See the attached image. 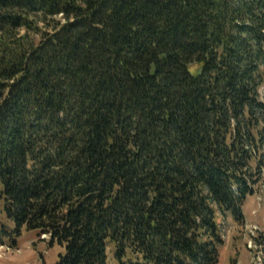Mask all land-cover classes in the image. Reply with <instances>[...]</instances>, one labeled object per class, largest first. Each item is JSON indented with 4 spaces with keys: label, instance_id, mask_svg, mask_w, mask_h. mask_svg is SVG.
Segmentation results:
<instances>
[{
    "label": "trees",
    "instance_id": "trees-1",
    "mask_svg": "<svg viewBox=\"0 0 264 264\" xmlns=\"http://www.w3.org/2000/svg\"><path fill=\"white\" fill-rule=\"evenodd\" d=\"M263 87L264 0H0V242L218 264L264 182Z\"/></svg>",
    "mask_w": 264,
    "mask_h": 264
},
{
    "label": "rangeland",
    "instance_id": "rangeland-1",
    "mask_svg": "<svg viewBox=\"0 0 264 264\" xmlns=\"http://www.w3.org/2000/svg\"><path fill=\"white\" fill-rule=\"evenodd\" d=\"M200 71V63L191 66L194 75ZM243 210L242 222L231 215L219 218L224 242L218 264H264V182L247 199ZM1 237L0 264H58L60 254L64 253V248L53 242L49 234L38 231L24 230L20 236ZM108 264H118L112 243L108 248Z\"/></svg>",
    "mask_w": 264,
    "mask_h": 264
}]
</instances>
